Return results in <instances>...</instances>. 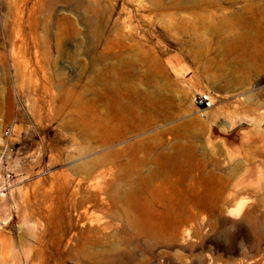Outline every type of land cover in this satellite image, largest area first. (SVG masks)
I'll list each match as a JSON object with an SVG mask.
<instances>
[{"label": "rangeland", "instance_id": "1", "mask_svg": "<svg viewBox=\"0 0 264 264\" xmlns=\"http://www.w3.org/2000/svg\"><path fill=\"white\" fill-rule=\"evenodd\" d=\"M0 264H264V0H0Z\"/></svg>", "mask_w": 264, "mask_h": 264}, {"label": "water", "instance_id": "2", "mask_svg": "<svg viewBox=\"0 0 264 264\" xmlns=\"http://www.w3.org/2000/svg\"><path fill=\"white\" fill-rule=\"evenodd\" d=\"M247 130V124H241L228 132H224L218 127H211L209 130V139L211 142L221 140L229 151H233L235 148L240 149L243 146L245 136L242 132Z\"/></svg>", "mask_w": 264, "mask_h": 264}, {"label": "built area", "instance_id": "3", "mask_svg": "<svg viewBox=\"0 0 264 264\" xmlns=\"http://www.w3.org/2000/svg\"><path fill=\"white\" fill-rule=\"evenodd\" d=\"M218 99V95L212 91H201L193 96V105L196 107L201 115H204L209 109H211ZM6 135H9V131H5Z\"/></svg>", "mask_w": 264, "mask_h": 264}, {"label": "bare ground", "instance_id": "4", "mask_svg": "<svg viewBox=\"0 0 264 264\" xmlns=\"http://www.w3.org/2000/svg\"><path fill=\"white\" fill-rule=\"evenodd\" d=\"M143 197V196H142ZM89 201V200H88ZM142 209V211L144 212V213H148V212H151V211H153L152 209H151V207L149 206V204H148V202H146V200L144 199V198H142L141 199V201H140V203H138V201L135 203V204H133L132 206H131V211H133V212H135V213H138V211H140ZM155 210V209H154ZM85 212H87V211H85ZM84 211L82 212L81 211V213L82 214H84L85 213ZM6 239V238H5ZM2 241H3V239H2ZM4 241H6V240H4ZM3 243H5L6 244V242H3ZM4 245V244H3ZM5 246V245H4ZM7 246V245H6ZM3 248V247H2ZM3 251V250H2ZM91 258V257H90Z\"/></svg>", "mask_w": 264, "mask_h": 264}]
</instances>
